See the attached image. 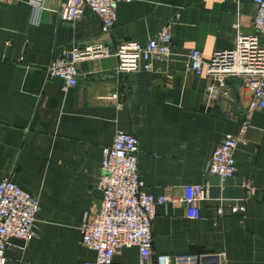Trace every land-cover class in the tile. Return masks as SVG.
<instances>
[{
  "label": "crops",
  "instance_id": "1",
  "mask_svg": "<svg viewBox=\"0 0 264 264\" xmlns=\"http://www.w3.org/2000/svg\"><path fill=\"white\" fill-rule=\"evenodd\" d=\"M61 1L43 0L35 25L30 0L0 4V180L9 177L39 197L36 236L11 241L5 264L94 259L79 227L100 203L102 147L118 129L137 139L146 190L173 198L155 205L153 259L194 253L202 255L201 264H217L215 253L223 251L225 264H264V108L254 105L242 77L228 76L221 86L189 67L192 49L208 60L215 50L233 47L238 32H255L253 0L119 2L111 51L119 41L145 43L167 28L169 55L153 72L123 75L116 73L114 55L84 59L77 63L76 85L67 89L48 76L49 62L104 36L100 19L87 8L73 23L62 21ZM228 136L238 137L236 172L221 179L204 167ZM194 184L207 185L208 197L196 202L199 215L192 219L182 194ZM137 258L135 246L115 255L117 264Z\"/></svg>",
  "mask_w": 264,
  "mask_h": 264
},
{
  "label": "built area",
  "instance_id": "2",
  "mask_svg": "<svg viewBox=\"0 0 264 264\" xmlns=\"http://www.w3.org/2000/svg\"><path fill=\"white\" fill-rule=\"evenodd\" d=\"M5 0H0V4ZM130 0H62L58 14L62 21L73 23L85 8L101 21L100 41L73 46L62 51L47 65L49 77L63 82V89L77 83V63L84 59L114 55L117 58L116 73L123 75L138 70L153 72L155 64L162 62L170 53L168 29H162L145 43L132 39L119 41L111 51V31L119 2ZM30 22L38 24L43 0H30ZM253 34H236L233 47L215 50L208 60L198 49L189 53V67L195 75H205L211 83L223 85L228 76L242 77L251 91L253 103L264 108V0H253ZM215 86V85H214ZM212 88V87H211ZM246 125H243L242 131ZM238 137L223 138L206 161L204 172L221 179L232 177L236 172L234 150ZM138 142L134 135L118 129L113 142L102 147L100 173L97 187L102 193L94 212H86L80 225L82 244L95 252L92 260L84 264H117L115 255L122 248L135 246L138 258L134 264H201L202 255L187 253L178 255L159 254L152 258V220L155 205L173 202L169 195H154L146 190L138 171ZM252 190L249 182L245 183ZM208 197L207 185L194 184L183 187L182 201L186 205V217L197 218V201ZM243 210V207H233ZM218 213H221L219 208ZM39 197L22 190L9 177L0 180V264H5L6 249L11 239L24 243L36 236ZM217 264H225V253H215Z\"/></svg>",
  "mask_w": 264,
  "mask_h": 264
},
{
  "label": "water",
  "instance_id": "3",
  "mask_svg": "<svg viewBox=\"0 0 264 264\" xmlns=\"http://www.w3.org/2000/svg\"><path fill=\"white\" fill-rule=\"evenodd\" d=\"M11 241H13L15 243H19V244H23L24 243L22 240H19V239H16V238L11 239Z\"/></svg>",
  "mask_w": 264,
  "mask_h": 264
}]
</instances>
